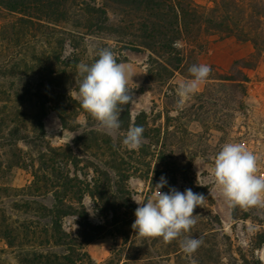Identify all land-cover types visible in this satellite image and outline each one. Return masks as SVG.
Listing matches in <instances>:
<instances>
[{
	"label": "trees",
	"instance_id": "1",
	"mask_svg": "<svg viewBox=\"0 0 264 264\" xmlns=\"http://www.w3.org/2000/svg\"><path fill=\"white\" fill-rule=\"evenodd\" d=\"M209 3L0 0V264H96L86 252L87 247L100 239L117 238L123 239L125 249L129 247L130 258L119 261L115 244L112 258L103 264H135L134 253L157 254L159 247L167 249L165 259L179 258L182 248L177 239L166 244L160 243L159 237L145 238L136 232L132 240L130 236L136 209L127 187V154L120 142L130 126H142V140L148 139L144 116L132 124L131 104L121 105L120 128L109 134L87 111L86 125L71 128L65 104L73 91L78 92L77 65L93 63L100 49L116 45L124 50L148 52L147 82L164 87L171 86L176 78L192 79L188 69L200 64L211 39L233 38L251 45L253 54L249 60L235 62L231 75L215 73L213 67L209 85L198 97L215 107L219 96L213 92L224 94L225 88H231L240 97L238 110L232 111L239 112L250 81L244 71L256 70L264 61V0ZM109 13L114 15L115 23H111ZM67 45L73 50L70 57L65 56ZM172 92L177 96L174 87ZM48 106L58 113L65 129L79 134L73 147L54 149L48 143L44 127ZM20 145L36 157L39 168L31 185L16 189L3 182L6 173L21 164ZM196 157L197 154L192 156ZM164 163L165 175H186L184 164L175 161L174 153ZM70 164L84 165L97 175L91 193L112 215L110 227L89 222L82 206L87 190L67 172ZM195 192L205 193L200 188ZM73 216L80 219L78 238L68 235L62 225L65 218ZM208 221L221 226L210 213ZM120 252L119 256L123 255L124 251ZM158 254L156 258H163ZM200 256L201 259L193 257L194 264H206L204 256Z\"/></svg>",
	"mask_w": 264,
	"mask_h": 264
},
{
	"label": "rangeland",
	"instance_id": "2",
	"mask_svg": "<svg viewBox=\"0 0 264 264\" xmlns=\"http://www.w3.org/2000/svg\"><path fill=\"white\" fill-rule=\"evenodd\" d=\"M201 6H209V0H196ZM111 23H115V17L109 13ZM1 27V22H0ZM117 62H123L131 67L132 79H129L128 88L135 100L131 104L132 124L144 116L147 140H142L137 150H128L122 145L127 154L129 179L127 182L130 193L131 204L137 209L139 206L135 200L146 201L155 192V185L160 178L165 177L167 184L161 189L169 192L175 188L180 192L195 188L205 191V201L194 210L196 224L177 238L178 246L187 237H202L205 243L201 250H196L190 256L183 252L178 254L179 258L171 256L165 259L167 249L158 248L159 256L151 251L146 255L141 251L134 253L135 264H194L193 257L201 259L204 256L206 264H262L260 254H264V206H253L242 208L229 206L215 188L213 167L216 154L225 143H240L258 157L257 175H264V61L262 60L256 70H246L249 78L246 85V96L243 98V108L238 112L240 97L231 88H225L224 94H213L219 97L216 106L208 105L204 99L198 97L205 92L209 85V77L202 82L194 94H191L182 106L177 105L178 86L185 82L176 78L171 86L157 87L147 82L149 71L150 54L148 52H134L124 50L116 45H111ZM73 53L70 45L66 47V57ZM253 54L251 45L240 44L235 39L223 41L211 39L208 51L199 59L200 64L214 67V72L220 75H231L233 64L241 60H249ZM76 91H73L65 104L66 114L69 118L71 128L85 126L87 119L85 110L81 107ZM169 96L170 99L167 100ZM226 100V101H225ZM44 120L47 141L54 149H66L73 147L75 139L79 136L77 132L67 130L59 118L58 113L52 106ZM180 113V114H179ZM189 114V117L187 116ZM191 115V116H190ZM180 117V120H178ZM178 120V121H177ZM124 138V136H123ZM122 138V139H123ZM115 141L118 143L116 137ZM159 141L158 145L156 143ZM22 150L21 164L13 171L6 173L3 184L5 186L23 189L31 185L38 163L36 157L20 145ZM171 150L175 154V161L184 164L186 175H165V159L168 160ZM161 154L162 156L161 161ZM198 155L195 159L192 158ZM67 172L72 178L79 179L85 189L82 206L88 216L89 222L94 226L112 225V215L104 211L99 201L92 196V188L98 179L92 169L84 165L74 167L69 165ZM208 213L220 220L221 226L208 221ZM64 231L78 238L80 235V219L78 217H67L62 222ZM135 231L131 233V240ZM141 238H138L140 241ZM123 239L117 238L100 239L89 245L86 252L96 264H103L112 258L116 246V257L125 262L130 258L129 247L125 249ZM160 243H165L163 239ZM116 242V243H115ZM139 245V244H138ZM123 250V255L119 256ZM118 252V253H117ZM152 256V257H151ZM148 258H152L149 261ZM155 258V259H154ZM122 264V263H121Z\"/></svg>",
	"mask_w": 264,
	"mask_h": 264
},
{
	"label": "clouds",
	"instance_id": "3",
	"mask_svg": "<svg viewBox=\"0 0 264 264\" xmlns=\"http://www.w3.org/2000/svg\"><path fill=\"white\" fill-rule=\"evenodd\" d=\"M176 46L175 44L173 45ZM98 59L93 63L81 62L77 65L76 88L77 99L87 111L109 134L120 128L121 105H134L135 100L128 88L132 79L131 67L117 62L110 48L97 52ZM192 79L182 82L177 88L178 106L194 94L199 85L212 72L207 64H193L188 69ZM77 77H82L78 79ZM142 126H130L122 145L128 150H137L141 146ZM258 157L240 143H225L216 154L213 167L215 188L225 202L231 207L264 206V175H257ZM167 184L165 177L155 185L154 195L146 201L135 202L133 230L145 238H162L167 244L181 237L196 224L194 210L205 201L202 193H194L190 188L180 192L170 188L169 192L161 189ZM203 239L187 237L182 240L181 248L189 256L202 244ZM264 264V254L259 255Z\"/></svg>",
	"mask_w": 264,
	"mask_h": 264
}]
</instances>
